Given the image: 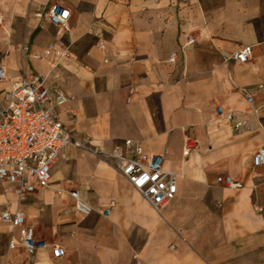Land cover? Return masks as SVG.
Instances as JSON below:
<instances>
[{
    "label": "crops",
    "instance_id": "0c3cea01",
    "mask_svg": "<svg viewBox=\"0 0 264 264\" xmlns=\"http://www.w3.org/2000/svg\"><path fill=\"white\" fill-rule=\"evenodd\" d=\"M53 4L71 9L66 24L44 14ZM247 44V61L227 58ZM0 65V93L28 71L45 74L66 89L60 116L76 136L162 153L178 183L156 208L114 165L70 146L50 185L21 197L0 182V264H264V164L253 165L264 146V0H0ZM73 188L91 213L76 210ZM5 208L24 209L50 244L11 247ZM52 243L66 252L54 256Z\"/></svg>",
    "mask_w": 264,
    "mask_h": 264
},
{
    "label": "built area",
    "instance_id": "2783aa9c",
    "mask_svg": "<svg viewBox=\"0 0 264 264\" xmlns=\"http://www.w3.org/2000/svg\"><path fill=\"white\" fill-rule=\"evenodd\" d=\"M40 15L43 12H38ZM45 15L55 24H66L71 16V9L67 6L51 5ZM190 35L188 42H193ZM100 47H105L104 39L99 41ZM50 45L44 54L51 53ZM28 49V45H24ZM60 53V50H57ZM44 54L37 53V56ZM252 54V45L247 44L231 51L227 58L247 61ZM63 55V53H61ZM178 51H173L168 57L175 61ZM53 61V65H55ZM6 77L5 67L0 65V79ZM264 86V84H260ZM132 90V89H131ZM249 101L254 100L251 90H246ZM69 95L61 85L48 83L47 76L32 70L15 80L10 89L0 93V182L10 181L17 185L21 197L51 184L52 167L61 157L68 158L70 146L90 149L99 157L114 165L127 176L132 184L156 208L174 198L178 192L176 171L164 166V155L159 152L145 151L136 145L133 154H128L122 145L106 147L93 143L90 138L78 137L60 116V108L67 101ZM224 118L235 120L238 129L245 124L242 115H238L233 108L225 111L218 106ZM127 146L133 145V139L126 138ZM193 143L187 140L185 152L188 153ZM264 164V146L258 148L253 156V165ZM219 181L230 186H242L243 182L235 180L231 174L221 173ZM58 191H62L58 188ZM75 200L77 211L89 214L94 205L81 195L79 188L70 190ZM114 203V200H112ZM257 209L262 206L257 205ZM107 211L110 207H107ZM106 211V212H107ZM2 217L8 222L11 231L10 246H22L30 254L50 242L38 237L34 225L28 222L24 209L11 210L5 208ZM66 252L61 243H52L54 256H61Z\"/></svg>",
    "mask_w": 264,
    "mask_h": 264
}]
</instances>
